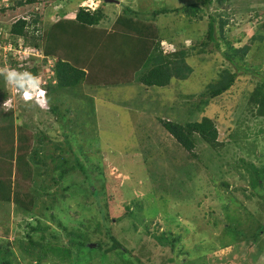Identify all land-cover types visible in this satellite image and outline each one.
Instances as JSON below:
<instances>
[{"label": "rangeland", "instance_id": "rangeland-1", "mask_svg": "<svg viewBox=\"0 0 264 264\" xmlns=\"http://www.w3.org/2000/svg\"><path fill=\"white\" fill-rule=\"evenodd\" d=\"M50 1L48 7L40 10L42 13L39 11L43 20L38 22V28H43L46 20L53 15V19L65 13L63 17H73L78 7L95 9L103 3L102 0ZM202 1L104 2L102 10L106 18L100 22L102 26L111 28L114 18L120 14L132 19L136 16L147 24H153L157 35L155 40H160L163 50L184 49L189 52L186 62L192 71L186 79H173L167 86L147 87L138 80L143 68L141 65L134 70L138 73L130 76V81L93 86L86 85L88 81H84L61 98L64 100L62 109L70 110L63 115L67 120L64 123L73 128L66 129L71 131L69 148L89 168L92 178V182L88 183L83 172L74 169L62 184L68 189L56 191L58 199L54 212L57 219L68 230L86 234L92 241L86 245L89 249L77 248L71 260L64 264H83L88 260L89 263L84 264H108L99 252L91 250L96 246L93 239H107L101 227L103 219L100 218L99 207L106 212L110 233L122 246L109 253L113 264H130L131 261L138 264L134 261L138 256L144 264H198L199 260L200 263L206 260L199 257L202 250H210L218 258L225 256L221 264L231 257L232 263L245 264L247 261L264 264V229L260 232L257 228L258 223L264 225V205L261 201L264 188H253L246 170L249 161L256 167L264 166V118L256 115L250 105L255 84L260 77H264V0H226L220 6L212 3L208 7ZM17 2L0 0V8L14 6V11L0 12V39L3 41L9 37L10 25L30 12V5H25L24 1L16 5ZM191 3L198 5L202 11L191 17L182 11L151 16V11L160 7L180 8ZM125 6H129L136 15L124 13ZM209 14H216L217 19L225 20L223 40L219 41L220 51L199 53L196 41L205 38ZM64 34L41 44L50 57L73 60L78 67L90 72L88 79H92L94 74L109 80L123 76L114 56L96 47L88 35ZM219 36L217 34V38ZM20 37L11 35L9 38L17 40ZM223 41L237 48L248 46L243 63L246 73H238L235 83L221 96L208 99L204 97L208 85L215 83L225 70L234 71L222 56V51L226 57L232 56V50H227ZM193 45L196 49L191 51L189 48ZM13 53L23 60L32 51L28 48L27 51L16 50ZM127 53L128 50H125L116 59L120 61ZM1 60L0 56V75L8 73L9 66ZM38 61L40 59H35L31 64L35 65ZM2 76L0 125L12 121L15 127L20 126L18 133L26 137L24 147L34 149L45 146L46 151L58 154L59 150L54 147L65 148L66 145L60 136L62 129L51 127V123L56 125L54 116L44 111L49 104L40 109L33 103H22L17 96L14 102L6 103L8 97L4 94L12 92ZM202 116H208L215 123L218 139L223 145L211 149L197 139L194 150L197 156L191 157L162 127V121L185 123L199 120ZM43 136L49 139L39 142L38 138ZM99 169L103 170L104 176L98 179L95 176ZM25 184L30 183L25 180ZM84 188L88 191L80 192L79 189ZM92 188L97 190L99 205L89 193ZM51 191L54 192V187ZM13 208L0 204V239L4 243L16 242L27 231L24 216ZM32 223L36 224L34 219ZM40 223L48 225L49 232L65 241L66 234L57 224L44 217H40ZM258 232L257 237H251ZM161 233L166 236L168 233L180 234L181 240L174 248L161 245L153 236ZM180 247L191 257L185 260L182 256L177 257ZM14 248L21 260L16 245ZM54 260L53 255L48 253L42 264H52ZM22 261L34 264L27 256ZM215 262L220 263V260H211L208 264Z\"/></svg>", "mask_w": 264, "mask_h": 264}, {"label": "trees", "instance_id": "trees-1", "mask_svg": "<svg viewBox=\"0 0 264 264\" xmlns=\"http://www.w3.org/2000/svg\"><path fill=\"white\" fill-rule=\"evenodd\" d=\"M21 1H24L25 5H30V12L26 14V17L19 18L10 25L8 33L12 36H23V44L29 46L32 49L38 50L39 55H30L27 59L20 62V64H12L10 67L11 72L2 74L1 79H4L6 87L13 86L14 89H22L26 86L27 78L36 80L37 84L45 89V99L48 105V111L54 116L55 126L62 129L60 136L64 140L65 148L55 146V150H59L58 154L46 151L45 146H37L36 148L24 147L23 142L26 141L23 135L18 133L19 127H15L12 121L2 122L0 125V204L9 207L14 206L13 210H18L26 220L27 231H25L24 237L16 242H5L0 239V264H24V257H28L33 260L34 264H42V260L51 253L54 257L52 264H64L65 261L71 260L72 253L77 248H88L86 245L92 243L85 235L79 234L73 229H67L62 224L61 220L57 219L54 212L57 205L56 191H65L67 186H62L65 179L70 176L71 171L79 169L85 175V180L88 183L92 182V178L88 173L89 168L79 161V158L75 156L68 144V136L71 131L66 129H73L71 125L67 126L64 122L67 121L63 118L64 114L70 112L69 109H62L63 101L61 98L65 94L71 93L70 89L79 86L82 82L88 81L86 85H97L99 83L105 84V82L125 83L132 80L135 69H138L142 65V70L139 72L138 80L144 86H158L163 87L169 85L171 80H183L191 73L192 68L186 62V57L189 54L184 49H175L173 51L166 52L160 45V40H155L156 30L153 24H147L140 18L134 19L120 14L114 18L111 23V28H106L101 25V21L106 18L102 7L105 5L104 0L101 2V6L95 9L88 7H78L73 17L60 16L49 17L44 23L42 28H38L37 24L43 20V16L39 11L50 5V0H18L16 5H19ZM112 1V0H108ZM106 1L105 3H107ZM226 0H203L204 6L208 7L212 3L221 5ZM22 6V5H21ZM13 5L10 7H1L2 11H14ZM124 13L136 15L129 6H125L122 10ZM182 13L187 16H195L198 11H202L196 4H184L178 8H158L151 11V16L155 17L158 14L166 13ZM42 13V11H40ZM57 13V12H56ZM45 20V18H44ZM217 23V24H216ZM225 20L221 18L217 19L216 14H209L207 16L205 38L203 40L196 41L199 44L198 52L211 53L220 51V40L223 38V27ZM263 27V25H262ZM70 34H84L88 35V38L92 40L96 47L107 51L114 56V60L119 63V68L122 70L116 80L104 79L98 75H92V79H88L87 75L90 72H86L83 67L76 64V62L69 61L65 58H52L49 56L47 49L42 47L54 36ZM217 34H220V38H217ZM1 36V35H0ZM260 38L259 40H262ZM223 40V39H222ZM16 45L17 40H12ZM227 50H232V56H227L222 51V56L233 66L234 71L225 70L224 73H220L219 78L215 83L208 85V90L204 93V97L213 99L221 96L224 92L229 90L235 83L238 73H246L244 68V61L247 55L245 47H234L230 42L223 41ZM211 44V46H210ZM210 46V47H209ZM191 51L196 49V46L189 48ZM128 50V53L118 61L116 59L122 52ZM187 52V53H186ZM128 57L130 60H128ZM35 59H40L37 64H31ZM32 60V61H31ZM28 62L30 64H28ZM132 76V77H130ZM39 77V78H38ZM131 78V79H130ZM3 81V80H2ZM49 81V85H47ZM52 82V83H51ZM47 85V86H46ZM67 91V92H65ZM11 95V94H10ZM9 92L4 94V97H9ZM16 96L26 104L36 103L33 100H23L18 94ZM15 98L13 102L15 101ZM206 102V100H204ZM251 110L256 115H260L264 118V77H260L255 84V88L250 98ZM36 107V106H35ZM41 109V108H40ZM93 111V110H92ZM91 111V112H92ZM71 127V128H70ZM162 127L171 135L173 139L185 149L191 157H196L194 150L197 146V139L202 140L205 144L209 145L211 149H217L223 144L218 139V130L215 123L208 116H202L199 120L187 121L185 123L173 122L169 120L162 121ZM233 138V137H232ZM46 136L38 138L41 142ZM241 162L243 158H240ZM246 170L249 171V180L251 186L264 188V166L256 167L249 161ZM50 172V173H49ZM104 176L103 170L99 169L96 178H102ZM42 177V179H41ZM48 179V180H47ZM89 179V180H88ZM25 180H28L30 184H25ZM46 181H48L46 183ZM227 186V184H224ZM54 187V192L51 188ZM80 192H86L88 189H79ZM93 194L94 199L99 205L97 190L94 188L89 190ZM99 191V190H98ZM250 195H254V192H250ZM261 201L264 205V195L261 194ZM128 210V207L126 208ZM98 212L100 218L103 219L101 227L104 228V235L107 237L106 241L101 239H93L91 250L99 252V256L106 258L108 264H113L111 255L112 250L121 248V243L116 237H114L106 224L108 221L106 212L103 208L99 207ZM220 216V215H218ZM40 217L47 218L49 221L57 224L65 232V241L48 230V225H41ZM223 217V216H221ZM30 220H27L29 219ZM64 218V216H63ZM36 224L32 223V220ZM218 219V218H216ZM216 220H214L215 223ZM257 228L260 232L263 231L264 225L258 223ZM73 230V231H72ZM260 232L252 234L251 237H257ZM100 234V233H99ZM159 240L161 245H170L175 247L181 240L180 234L171 235L165 233L159 235H153ZM50 237V238H49ZM89 244V245H90ZM253 244V242H252ZM14 245L18 250L21 260L16 256L14 251ZM89 249V248H88ZM123 251V250H122ZM127 252H130L126 249ZM202 254L199 257L205 258L203 264H208L209 261L221 260V258L213 256L211 251H201ZM179 253V254H178ZM209 253V254H208ZM182 256L184 260L190 258L188 252H183L181 247L178 249L177 257ZM139 256L134 258L138 264H144L140 262ZM209 259V261L207 260ZM231 257L223 264H238L232 263ZM240 260V259H239ZM90 261V260H88ZM86 261V262H88ZM198 261V260H197ZM86 262H82L83 264ZM201 261H198V264ZM89 263V262H88ZM133 264L132 261L129 262ZM73 264V263H72ZM76 264V263H75ZM216 264V262L214 263ZM245 264H250L245 261Z\"/></svg>", "mask_w": 264, "mask_h": 264}, {"label": "clouds", "instance_id": "clouds-1", "mask_svg": "<svg viewBox=\"0 0 264 264\" xmlns=\"http://www.w3.org/2000/svg\"><path fill=\"white\" fill-rule=\"evenodd\" d=\"M57 16H60V14L59 15H57ZM25 17V16H24ZM21 18H23V17H21ZM7 36H9V37H11V35L9 34H7ZM7 38L6 40H1L0 39V43L2 44V43H5L6 41H12L10 38ZM13 42V41H12ZM18 42H22L23 43V39L20 37V38H18L17 39V43ZM16 43V44H17ZM23 61V60H22ZM22 61H20V62H22ZM20 62H19V64H20ZM39 78V77H38ZM25 82H26V86L25 87H23L22 89H14V87L13 86H11V87H8V89L10 88L11 89V96L12 97H8L7 99H6V103H8V102H10L11 100H14V98H15V94H18V96L21 98V99H23V100H26V101H29V100H33L35 103H36V105L39 107V108H41V109H45L46 108V99H45V89H43V88H41L40 86H39V84H37V81L35 80H32V78H27L26 80H24ZM32 83V84H31ZM32 86V88H30ZM24 90H26V92L24 93ZM36 93H38L39 94V99L37 98V96H36ZM8 101V102H7Z\"/></svg>", "mask_w": 264, "mask_h": 264}, {"label": "built area", "instance_id": "built-area-1", "mask_svg": "<svg viewBox=\"0 0 264 264\" xmlns=\"http://www.w3.org/2000/svg\"><path fill=\"white\" fill-rule=\"evenodd\" d=\"M16 48V49H13ZM30 48L29 46H25L22 42H18L16 45L12 42V41H6L5 43H0V56L2 57L3 60H1L3 62V64L6 62L9 66H8V73L11 72L10 67L12 64H19L20 61L18 57H16L17 55H14V51L18 50V51H27V49ZM32 53L28 54L27 56H25L23 58V60L27 59L30 55H39V51L30 48ZM36 51V52H35ZM7 61H4L6 60ZM18 59V60H16ZM26 92V90H24V93ZM37 98L39 99V94L36 93Z\"/></svg>", "mask_w": 264, "mask_h": 264}]
</instances>
